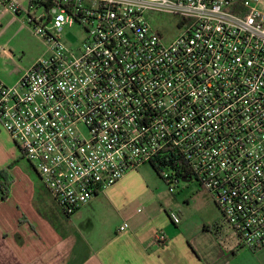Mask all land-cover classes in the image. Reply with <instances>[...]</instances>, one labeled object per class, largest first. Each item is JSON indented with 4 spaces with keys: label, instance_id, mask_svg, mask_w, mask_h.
Wrapping results in <instances>:
<instances>
[{
    "label": "built area",
    "instance_id": "built-area-1",
    "mask_svg": "<svg viewBox=\"0 0 264 264\" xmlns=\"http://www.w3.org/2000/svg\"><path fill=\"white\" fill-rule=\"evenodd\" d=\"M0 7L25 13L50 45V57L15 87L0 83V122L66 214L156 164L172 193L184 178L196 180L239 247H264V0ZM73 26L84 31L78 47L61 41ZM169 217L182 222L177 211Z\"/></svg>",
    "mask_w": 264,
    "mask_h": 264
},
{
    "label": "crops",
    "instance_id": "crops-1",
    "mask_svg": "<svg viewBox=\"0 0 264 264\" xmlns=\"http://www.w3.org/2000/svg\"><path fill=\"white\" fill-rule=\"evenodd\" d=\"M15 1L24 8L28 5V0ZM20 21L21 16L0 7V40ZM7 43H0V59L15 63ZM38 60L18 70L21 78ZM0 83L12 85L2 69ZM1 173L6 175L0 183H6L7 195L0 191V264H253L248 256L254 254L222 231L224 219L204 220L191 228L179 211L182 222L175 225L169 217L172 210L156 204L149 187L126 182L127 175L73 213L81 222L70 225L66 212L0 122ZM124 224L129 227L120 232ZM160 232L167 242L157 243Z\"/></svg>",
    "mask_w": 264,
    "mask_h": 264
},
{
    "label": "rangeland",
    "instance_id": "rangeland-1",
    "mask_svg": "<svg viewBox=\"0 0 264 264\" xmlns=\"http://www.w3.org/2000/svg\"><path fill=\"white\" fill-rule=\"evenodd\" d=\"M29 1V0H28ZM38 16L42 11L38 12ZM165 21H170V18L162 16ZM172 21L176 23L177 19L172 17ZM156 27L165 32L160 21H156ZM179 28H175L172 32L164 33L165 38H172V36L180 33ZM84 40V31L79 26L66 27L62 32V43L69 47H78ZM8 41L6 44L8 49L14 54L16 62H3L0 59V69L4 70L12 85L15 87L21 78L19 71L21 68L27 69L33 60L47 59L50 57L51 50L50 45L44 40L43 37L35 35L33 27H31L27 21V15L24 13L21 15V21L16 23L12 29L6 35V38L1 39V42ZM29 165V164H28ZM30 166V165H29ZM34 173V172H33ZM35 174V173H34ZM36 175V174H35ZM37 176V175H36ZM37 181L41 182L38 177ZM134 182V185L140 186V188L149 187L155 194L153 198L156 204L163 206L166 210H172L182 212L184 215V222L188 223L191 228L196 227L204 220L211 221L213 219L223 220V216L218 207L214 204L213 199L206 195L199 183L196 180L184 181L181 180L178 185L174 184L175 192L170 191V187L162 177L154 170L151 165H143L137 172H130L126 176L127 180ZM102 196L100 198H104ZM102 215V210L99 211L98 216ZM80 215H71L69 218L65 217L66 221H72V224H79L81 222ZM71 219V220H70ZM224 232H227L230 240L234 244H238V238L234 231L230 228L229 224L224 221ZM248 252L254 254L252 257L248 256V259L253 264H264V247L253 252L249 249H245Z\"/></svg>",
    "mask_w": 264,
    "mask_h": 264
},
{
    "label": "trees",
    "instance_id": "trees-1",
    "mask_svg": "<svg viewBox=\"0 0 264 264\" xmlns=\"http://www.w3.org/2000/svg\"><path fill=\"white\" fill-rule=\"evenodd\" d=\"M153 168H154V170L158 173V175L160 176V177H162L161 176V174H160V172H159V168L157 167V165L156 164H152L151 165ZM185 176H182V178H184ZM1 179H6V175L4 174V173H1L0 174V180ZM162 179H164L163 177H162ZM165 180V179H164ZM166 181V180H165ZM6 185V183L5 184H3V183H0V191L2 192V194H3V196L5 197L6 195H7V193H5V189L3 190V187ZM169 185V184H168ZM6 188V187H5ZM49 191V190H48ZM51 194V193H50ZM52 196V195H51ZM67 215V217L69 218L72 214H66ZM224 221H225V219H224ZM242 248V247H241Z\"/></svg>",
    "mask_w": 264,
    "mask_h": 264
},
{
    "label": "water",
    "instance_id": "water-1",
    "mask_svg": "<svg viewBox=\"0 0 264 264\" xmlns=\"http://www.w3.org/2000/svg\"><path fill=\"white\" fill-rule=\"evenodd\" d=\"M184 181H192V178H184Z\"/></svg>",
    "mask_w": 264,
    "mask_h": 264
}]
</instances>
